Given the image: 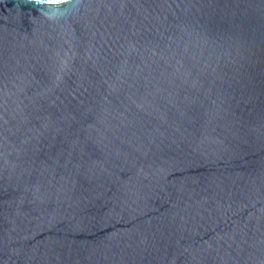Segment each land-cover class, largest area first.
Returning a JSON list of instances; mask_svg holds the SVG:
<instances>
[{"label": "water", "instance_id": "water-1", "mask_svg": "<svg viewBox=\"0 0 264 264\" xmlns=\"http://www.w3.org/2000/svg\"><path fill=\"white\" fill-rule=\"evenodd\" d=\"M0 0V264H264V0Z\"/></svg>", "mask_w": 264, "mask_h": 264}, {"label": "clouds", "instance_id": "clouds-1", "mask_svg": "<svg viewBox=\"0 0 264 264\" xmlns=\"http://www.w3.org/2000/svg\"><path fill=\"white\" fill-rule=\"evenodd\" d=\"M29 2L38 6L39 13L52 23L67 20L79 14L85 7L84 0H29Z\"/></svg>", "mask_w": 264, "mask_h": 264}]
</instances>
